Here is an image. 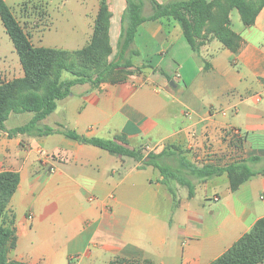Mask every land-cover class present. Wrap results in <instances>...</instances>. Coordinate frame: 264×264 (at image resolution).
I'll return each mask as SVG.
<instances>
[{
  "label": "crops",
  "instance_id": "0c3cea01",
  "mask_svg": "<svg viewBox=\"0 0 264 264\" xmlns=\"http://www.w3.org/2000/svg\"><path fill=\"white\" fill-rule=\"evenodd\" d=\"M125 8L126 0H110V36ZM229 19L241 39L236 53L215 39L193 51L172 19L143 22L130 74L73 87L40 124L84 138L122 136L144 156L167 151L161 161L172 169L181 157L198 167L259 157L253 170H264V7L252 26L236 9ZM234 142L242 157L230 161ZM5 171L20 177L7 258L23 264H211L264 217V173L231 191L226 174L199 181L183 171L190 196L157 168L61 132L0 131Z\"/></svg>",
  "mask_w": 264,
  "mask_h": 264
},
{
  "label": "trees",
  "instance_id": "16d2710c",
  "mask_svg": "<svg viewBox=\"0 0 264 264\" xmlns=\"http://www.w3.org/2000/svg\"><path fill=\"white\" fill-rule=\"evenodd\" d=\"M149 3L152 13L146 16L143 14L142 1L136 3L126 0V8L121 18V40L118 52L113 60L108 61L112 54L108 39L112 15L108 11L107 0H99L90 43L75 51L35 47L11 8L5 0H0V21L23 71L21 78L0 83V131L6 132L9 137L17 135L43 137L61 132L79 143L92 145L119 156L131 157L144 166L157 168L164 179H173L186 186L190 196L193 193V185L186 179L183 171L199 181L226 174L230 190L235 191L250 177L264 173V170L258 172L252 167L261 160L259 157L237 160L223 166L205 164L201 167L181 157L178 159L180 168L172 169L161 161L164 156L169 155L167 151L159 155L150 153L144 156L141 150L127 147V141L122 136L114 140L84 138L75 131L63 132L40 124L56 110L58 101L71 94L73 87L89 84L92 88H98L104 82L122 80L130 74L128 69L133 67L131 59L137 55L132 44L137 29L143 22L162 18L178 21L184 39L195 52H198L208 39H215L225 48L236 53L241 39L230 28V12L236 9L244 25L252 26L264 7V0H179L167 4L149 0ZM66 74L69 77H66ZM24 113L32 114L26 124L11 130L6 129L10 115ZM19 181L20 177L16 172L0 173V264H23L8 261L7 258L8 253L16 247L13 220L8 215V205L18 188ZM263 262L264 217L211 264H262Z\"/></svg>",
  "mask_w": 264,
  "mask_h": 264
},
{
  "label": "rangeland",
  "instance_id": "374dc122",
  "mask_svg": "<svg viewBox=\"0 0 264 264\" xmlns=\"http://www.w3.org/2000/svg\"><path fill=\"white\" fill-rule=\"evenodd\" d=\"M132 1L136 3L142 1L144 3V15L148 16L152 13L149 0ZM174 1L179 0H167L163 4ZM5 2L29 35L35 47L75 51L82 49L91 41L99 0H5ZM107 6L108 11L111 13L110 0H107ZM110 25L108 39L112 54L107 59L108 61L113 60L117 55L118 45L121 40L122 23L119 27L120 30L117 28L114 36H110ZM22 76L23 71L18 56L0 21V83L9 82ZM66 77H69V75L66 74ZM69 102L80 101L71 99ZM73 108H76V106L74 105ZM74 114H76V110L73 109L72 112V109H70L67 117L68 121L73 120ZM31 117V113L12 114L6 122V126L8 128L22 126ZM230 145L233 148L229 154L230 161L241 158L242 155L237 151L236 143L234 142Z\"/></svg>",
  "mask_w": 264,
  "mask_h": 264
}]
</instances>
